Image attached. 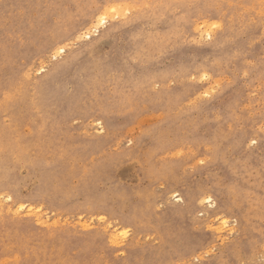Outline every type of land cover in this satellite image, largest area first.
<instances>
[{"label": "rangeland", "instance_id": "rangeland-1", "mask_svg": "<svg viewBox=\"0 0 264 264\" xmlns=\"http://www.w3.org/2000/svg\"><path fill=\"white\" fill-rule=\"evenodd\" d=\"M0 264H264V0H0Z\"/></svg>", "mask_w": 264, "mask_h": 264}, {"label": "bare ground", "instance_id": "bare-ground-1", "mask_svg": "<svg viewBox=\"0 0 264 264\" xmlns=\"http://www.w3.org/2000/svg\"><path fill=\"white\" fill-rule=\"evenodd\" d=\"M122 6V5H121ZM110 7H112V5H110ZM109 6H108V8H110ZM114 7V6H113ZM124 8V7H123ZM109 11H110V9H108ZM104 11H106L105 9H104ZM104 11H103V14H97L96 16H94V19L92 18V19H90L89 20V26H90V28L92 29V32L93 33H95V32H97L98 31V29H99V27H101V26H104L105 25V23H106V19H107V15H106V13H104ZM107 12V11H106ZM113 15V14H112ZM118 15V14H117ZM93 17V16H92ZM109 17V16H108ZM112 17V19H113V16H111ZM109 19V18H108ZM204 22V21H203ZM215 24V23H214ZM85 28V27H84ZM83 28V29H84ZM89 28V29H90ZM85 29H87V26H86V28ZM201 30V29H200ZM85 31V30H84ZM80 32V31H79ZM77 33L76 35V37H78L80 34H82L83 32H81V33ZM88 32V31H87ZM84 34V33H83ZM86 35V34H85ZM207 36L209 37L210 35L209 34H207ZM85 37H89V36H85ZM57 50V53H63L64 52V48L63 47H59V48H56ZM54 56V55H53ZM40 70V69H39ZM97 124L98 125H100V127H102V125H101V123L100 122H97ZM174 197V196H173ZM201 199H207L206 200V202H209V201H211L210 200V198L209 197H207V198H201ZM213 203V202H212ZM213 205L214 206H212L213 208H215V204L213 203ZM7 209V208H6ZM32 213V212H31ZM53 220V219H52ZM217 229V228H216Z\"/></svg>", "mask_w": 264, "mask_h": 264}]
</instances>
